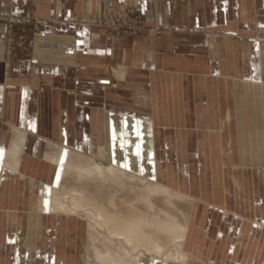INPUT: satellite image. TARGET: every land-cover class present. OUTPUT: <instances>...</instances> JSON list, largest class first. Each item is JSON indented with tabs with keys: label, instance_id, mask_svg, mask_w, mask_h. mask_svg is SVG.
I'll use <instances>...</instances> for the list:
<instances>
[{
	"label": "crops",
	"instance_id": "0c3cea01",
	"mask_svg": "<svg viewBox=\"0 0 264 264\" xmlns=\"http://www.w3.org/2000/svg\"><path fill=\"white\" fill-rule=\"evenodd\" d=\"M108 10L134 12L146 30L118 39L88 20ZM9 18L46 26L12 25L7 71ZM154 26L162 32L155 35ZM109 65L118 66V78H107ZM118 116L149 119L158 182L207 202L219 173L214 165L230 158L222 151L231 148L225 134L236 131L235 118L264 117V0H0L1 228L30 226L8 213L14 217L19 203H31L36 188L54 181L58 164L44 159L51 143L91 149L106 142V123ZM6 124L26 133L22 177L6 168ZM185 133L193 135L196 155L183 160ZM188 164L195 184L181 167Z\"/></svg>",
	"mask_w": 264,
	"mask_h": 264
},
{
	"label": "rangeland",
	"instance_id": "374dc122",
	"mask_svg": "<svg viewBox=\"0 0 264 264\" xmlns=\"http://www.w3.org/2000/svg\"><path fill=\"white\" fill-rule=\"evenodd\" d=\"M92 18L89 21L94 22ZM81 20L85 21V18L79 19L80 22H82ZM40 21L42 24L39 26L45 27L46 22ZM29 23L20 24H35ZM156 28L160 29L159 33L155 32ZM152 29H154L152 32L155 35L162 32L158 26H154ZM11 38L14 42V38ZM11 56L12 50L10 55L7 54V58L10 59L5 63L7 71L11 70ZM117 71V65H109L105 74L107 78H118ZM134 119L149 120L148 118ZM235 120H237L236 126L234 125L236 131L225 134L231 148L222 151L230 158L224 161V165H214L219 173L213 174L210 190L208 189L205 194L207 202H201L197 200L199 198L187 193L195 199L193 202H176L189 217L187 237L182 245L184 252L188 254V261L183 263L168 262L167 264H264V148L262 147L264 133L257 131L264 129V117L243 116L235 118ZM3 127L11 139L13 136L12 126L6 124ZM201 127L210 128L208 130L215 128L213 125L206 124H201ZM152 134L149 131H147V135L144 133V140L146 137H151ZM172 135L174 134L171 133L168 139H171ZM208 136L210 141L215 144L217 133L211 132ZM177 137H182V134H177ZM183 137L186 139H184L186 146L180 152H183L184 155L181 158L185 160L188 158L187 154L189 157L194 156L196 147H193L195 142L191 133H185ZM104 144L103 137V141L98 145L103 146ZM143 145L142 148L145 150V143ZM149 150L153 153L152 147ZM79 151L89 155L90 146L88 149ZM47 152H54V148H49ZM213 154L220 157L218 149H214ZM144 156L140 155L139 157L142 162L147 160ZM65 158H68L67 155ZM179 163L182 162L179 161ZM190 165L181 167L188 170L191 175L186 181L195 184L196 177L192 173L194 166ZM129 170L136 175H145L131 167ZM60 181H62L61 178L44 182L41 188H36L31 198L33 201L19 203L21 212H15L14 217L7 212L9 219L13 218L14 220L18 216V220H14L16 223L26 220L31 222V227L27 223V228L23 226L18 229L10 227L3 229L1 228L2 222L5 221L6 215H0V264L89 263L87 248L92 244L87 245L85 218L52 213L40 208L42 201L49 197L50 187L61 188V184H64L66 180L63 183ZM90 190L93 191V187ZM181 191L184 192L182 189ZM15 203L17 201L14 198L11 199L10 208L16 207ZM30 204L32 207H29ZM25 237L29 242L25 243ZM28 249L34 251L33 255L27 253Z\"/></svg>",
	"mask_w": 264,
	"mask_h": 264
},
{
	"label": "bare ground",
	"instance_id": "6f19581e",
	"mask_svg": "<svg viewBox=\"0 0 264 264\" xmlns=\"http://www.w3.org/2000/svg\"><path fill=\"white\" fill-rule=\"evenodd\" d=\"M149 130L151 126L147 122L118 116L106 123L105 144L92 142L89 155L55 147L53 143L54 152L44 155L45 160L59 165L54 181L60 178V182L66 181L61 188L50 187L49 197L40 208L85 218L87 245L92 244L87 248L88 264L188 261L182 245L186 241L189 217L176 202L195 199L157 181L154 150L153 153L149 150L153 146L152 137L144 140L143 136ZM25 139L24 131L13 128L7 151L6 168L20 177ZM140 155H145L147 160L142 162ZM129 167L145 175H136ZM31 183V186L37 184Z\"/></svg>",
	"mask_w": 264,
	"mask_h": 264
},
{
	"label": "built area",
	"instance_id": "2783aa9c",
	"mask_svg": "<svg viewBox=\"0 0 264 264\" xmlns=\"http://www.w3.org/2000/svg\"><path fill=\"white\" fill-rule=\"evenodd\" d=\"M93 17V16H92ZM91 17V18H92ZM91 18H88L90 20ZM92 20L95 23H101L106 25L109 31L116 34V37L119 39L123 35L130 33V32H138L143 33L146 28L143 26L141 21L136 17L134 12H126L125 10H118V11H111L108 10L103 18H97L94 16ZM30 21L10 18L8 19L9 23V31H8V44H7V54H11L13 39L12 37V25L16 23H29ZM42 24L41 21L37 20L35 22H31L29 24ZM153 31L154 29H150ZM156 33L160 32L159 28L155 29Z\"/></svg>",
	"mask_w": 264,
	"mask_h": 264
}]
</instances>
